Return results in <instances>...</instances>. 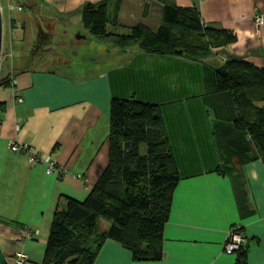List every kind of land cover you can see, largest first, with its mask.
I'll use <instances>...</instances> for the list:
<instances>
[{
	"label": "crops",
	"instance_id": "crops-1",
	"mask_svg": "<svg viewBox=\"0 0 264 264\" xmlns=\"http://www.w3.org/2000/svg\"><path fill=\"white\" fill-rule=\"evenodd\" d=\"M100 1L29 0L26 9L20 4L13 8L19 13L32 14L39 8L46 25L56 36L60 27L76 26L73 14H81L86 3ZM173 2L181 8H195L206 25L225 29L236 37L210 65L236 58L264 69V20L260 21L264 19V0ZM48 7L52 12L46 15L43 10ZM161 11L162 4L156 0H124L121 23L126 27L144 23L157 28ZM59 17L63 20L59 21ZM81 24L84 27L82 19ZM79 32L77 40L93 39ZM62 34L64 37L68 31L63 29ZM135 48V56L139 54L143 64L137 62V57L133 62L143 71L138 80L133 75L128 82L124 78L120 81V76L130 73L133 65L132 62L127 67L130 59L128 63H113L101 71L96 69L92 76L85 78L79 75L83 69L74 65L69 56L59 64L52 60V67L13 66L10 72H0V80L16 81L15 91L12 85L8 88L0 85V246L3 252L9 260L16 254H24L27 262L33 258L38 260L40 252L45 256L55 213L66 207L69 199L86 200L108 165L112 98H128L134 94L140 101L161 105L178 171L180 161L184 168H188L186 162L194 165L185 173L183 168V176L179 174L180 182L165 227L161 261L136 262L130 252L107 241L94 264H237L236 254L224 251L233 229L242 230L245 238L251 240L246 248L247 264H264V166L252 141L234 127L236 111L231 96L216 93L209 65L146 55L137 47L119 50V53L127 62ZM30 62L36 61L32 58ZM189 72L200 79L195 83L200 82L203 91L193 96L189 90L185 99H180L179 80L181 74ZM193 98L199 100L192 103ZM17 120L21 121L19 129ZM12 143L29 144L43 160L50 158L58 168L80 174L82 178L47 173L44 165L30 164L28 154L11 151ZM196 144L213 151V158L203 159ZM10 263L14 264L11 260Z\"/></svg>",
	"mask_w": 264,
	"mask_h": 264
},
{
	"label": "trees",
	"instance_id": "trees-1",
	"mask_svg": "<svg viewBox=\"0 0 264 264\" xmlns=\"http://www.w3.org/2000/svg\"><path fill=\"white\" fill-rule=\"evenodd\" d=\"M156 1L162 4L157 28L144 23L124 26V0L86 3L82 23L93 38L111 40L121 52L137 47L146 55L209 65L216 93L231 96L235 129L252 141L264 166V69L236 58L210 65L235 42L234 34L206 25L195 8ZM11 84L12 80H0L3 87ZM109 144L108 165L86 200L69 199L55 213L42 264H94L107 241L130 252L136 262L163 259L165 227L180 177L161 105L140 101L134 94L113 97ZM102 220L110 226L101 232ZM235 254L237 264H247L244 246Z\"/></svg>",
	"mask_w": 264,
	"mask_h": 264
},
{
	"label": "rangeland",
	"instance_id": "rangeland-1",
	"mask_svg": "<svg viewBox=\"0 0 264 264\" xmlns=\"http://www.w3.org/2000/svg\"><path fill=\"white\" fill-rule=\"evenodd\" d=\"M29 0L21 1L22 4L29 5L27 3ZM37 1V0H35ZM14 7L19 6V2L14 1ZM0 5L4 10L3 13V43H2V55H1V63H0V72L6 73L10 72L12 67L18 66L24 67L26 65L28 68H36V67H52L50 66L51 61H59L67 56L71 58V61L74 63V65H78L80 69H83L79 72V75L82 76V78L90 77L93 75L94 70L99 69V71L103 69H107L110 67L113 63L115 65H121L124 63H128L130 59V63L127 65V67L134 61L135 57L137 62L140 64H143L139 60V54H137V49L134 50L129 54L128 60L126 62L124 55L119 53L118 48L112 43L113 41H99L97 39H89V40H77V32L79 33L89 34V32L82 26L79 25V22L81 20V14L77 12L76 14H73V24H75V27H67L62 26L59 28V32L56 36H51L49 44L46 45V47H49L52 50V53L44 57L43 61L37 62L38 55H35L36 52L35 48L37 46L38 42V36L42 32H46L47 25L46 21L44 20L43 13L40 12V9L37 8V11L35 13H31L29 11H25L23 13H19L17 9L13 8L11 12L8 10V4L7 0H0ZM2 10V11H3ZM45 14L52 12V8H46L43 10ZM10 16L12 19H14L13 26H9L10 23ZM28 17V19H26ZM59 21L63 20V17L57 18ZM67 30L68 34L63 37L62 30ZM78 33V34H79ZM132 50V49H131ZM127 57V56H126ZM28 59V61L26 60ZM32 58H35V63L30 62ZM50 63L46 65L48 62ZM19 64V65H16ZM45 65V66H44ZM26 68V67H24ZM143 69L138 64H134L132 67H130V73L127 71L123 76H120V81L126 79V82H128L132 76L134 75L137 80L140 78V75L142 74ZM194 73V72H193ZM192 72L181 74L180 81V99H185V96L187 95L188 91H191V95L193 96H199L203 88L201 86V83L198 82V84L195 83V80H200L199 78L195 77V73ZM193 75L195 78H183L184 75ZM73 75V72L71 73ZM182 83V84H181ZM188 97V96H187ZM196 100H199L198 98L191 99V102H195ZM187 103V102H184ZM198 110V109H197ZM183 146V145H182ZM195 146V145H194ZM189 147V146H188ZM196 148L202 153L203 159L213 158V151H206L202 148L201 145L196 144ZM184 152V151H183ZM192 153V152H191ZM185 154H188L186 151ZM180 159V157H179ZM185 162V160H183ZM180 170L179 174L181 173V176H183V168L184 165L179 162ZM186 165H188V168H184V173L188 171V169L191 168L194 164H189V162H186ZM110 226V223L106 220H102L100 223V229L102 231H106ZM47 233V232H45ZM39 242L42 244L44 242L43 237L39 238ZM230 243V242H229ZM229 243H225L224 245V251L227 252ZM234 254V252L230 253L229 255ZM18 255L23 256V258H20L18 260ZM38 260L30 259L32 262H27V256L24 254H16L14 257H12L10 260L14 264H42L44 260V253L40 252L37 257ZM29 261V260H28ZM27 262V263H26Z\"/></svg>",
	"mask_w": 264,
	"mask_h": 264
},
{
	"label": "built area",
	"instance_id": "built-area-1",
	"mask_svg": "<svg viewBox=\"0 0 264 264\" xmlns=\"http://www.w3.org/2000/svg\"><path fill=\"white\" fill-rule=\"evenodd\" d=\"M13 9V6H10V10ZM264 19L261 18L260 21L262 22ZM12 89L13 91L16 90V81L12 82ZM20 102H22L23 100L20 98L19 99ZM21 121L17 120L16 121V125L17 128L19 129ZM11 151L13 152H19V153H25L28 154V159L30 164L35 165V164H42L45 166L46 168V172L47 173H54V172H58L61 175H69L71 174V176H73L74 178L77 179H81L82 175L80 174H72L69 170L67 169H60L57 166V163L52 161L50 158L43 160L40 156V154L34 152L32 146H30L29 144H18V143H12L11 144ZM246 238H244V234L236 229H233L229 232V237L228 240L229 242V247L227 249V252L230 254L232 252L238 251L241 247L244 246V244L246 243ZM20 258H23V256L18 255V260H20Z\"/></svg>",
	"mask_w": 264,
	"mask_h": 264
},
{
	"label": "flooded vegetation",
	"instance_id": "flooded-vegetation-1",
	"mask_svg": "<svg viewBox=\"0 0 264 264\" xmlns=\"http://www.w3.org/2000/svg\"><path fill=\"white\" fill-rule=\"evenodd\" d=\"M10 1L11 0H9V2ZM7 4H8V10H9V12H11L12 10H10V6H14L13 1L11 3H8V1H7ZM2 10H3V8H2ZM3 13H4V10L2 11V16H3ZM13 23L14 22L11 19V16H10L9 26L11 25V27H12L13 26ZM53 33H54L53 32V29L52 28H48V26H47L46 32H42L38 36V42H37L38 44H37V46L35 48V51H34V53L36 52L35 55H38L37 56L38 57L37 62L43 61L45 56H47L50 53H52V50L49 47H46V45L49 44L50 38H51V36H53ZM0 63H1V61H0ZM57 63L59 64L60 63V60Z\"/></svg>",
	"mask_w": 264,
	"mask_h": 264
},
{
	"label": "water",
	"instance_id": "water-1",
	"mask_svg": "<svg viewBox=\"0 0 264 264\" xmlns=\"http://www.w3.org/2000/svg\"><path fill=\"white\" fill-rule=\"evenodd\" d=\"M2 43H3V16H2V8L0 6V61L2 55ZM245 240L246 243L244 244V247L248 248L250 246L251 240L250 239L249 240L245 239ZM227 242H229V240H227ZM0 264H11L9 258L3 252L1 246H0Z\"/></svg>",
	"mask_w": 264,
	"mask_h": 264
}]
</instances>
